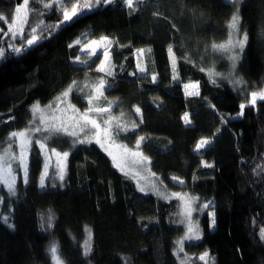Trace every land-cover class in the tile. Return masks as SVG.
Returning a JSON list of instances; mask_svg holds the SVG:
<instances>
[{
	"label": "trees",
	"instance_id": "trees-1",
	"mask_svg": "<svg viewBox=\"0 0 264 264\" xmlns=\"http://www.w3.org/2000/svg\"><path fill=\"white\" fill-rule=\"evenodd\" d=\"M50 2L29 0L25 34L41 20L60 24L58 6L43 8ZM20 3L0 0V23L12 22ZM237 9L240 30L248 34L236 61L245 82L239 89L208 75L213 61L228 55L211 45L228 39ZM262 33L264 0H138L133 8L112 0L70 25L45 29L47 38L26 55L6 51L0 60V149L11 144L18 150L10 134L28 126L33 104H49L73 81L104 78L98 101L112 102L111 111L125 110L128 118L119 139L142 151L169 187L210 203L214 221L205 214L203 237L178 253L184 232L178 199L141 193L97 145L74 147L70 140L64 186L44 187L45 154L34 140L26 180L19 175L13 192L0 188V264H57L53 245L63 264H181L185 255L190 264H204L199 256L205 252L213 264H264V168H257L264 166V101L237 117L240 104L248 105L247 95L264 86ZM101 36L113 41L106 66L111 75L98 71L101 53L80 51ZM2 40L5 47L20 46L19 38ZM188 82H199L198 95L186 94ZM73 100L88 108L79 95ZM140 137L146 139L136 149ZM202 139L211 143L197 150Z\"/></svg>",
	"mask_w": 264,
	"mask_h": 264
},
{
	"label": "snow or ice",
	"instance_id": "snow-or-ice-1",
	"mask_svg": "<svg viewBox=\"0 0 264 264\" xmlns=\"http://www.w3.org/2000/svg\"><path fill=\"white\" fill-rule=\"evenodd\" d=\"M33 2H36V0H33ZM40 2H43V0H40ZM112 0H51L50 3H43V8L45 10H50L54 6H58L57 10L62 14L63 20L60 21V24L58 25H44L43 21L41 20L35 27H31L30 31L25 34L24 32V25L28 22V4L29 0H22V3H20L15 8V17L13 18V23L8 25V31L4 32L2 29H0V60L5 59V52H9L11 55L20 57L23 55H26L30 50H32L35 46H37L42 40L46 39L47 37L43 35V32L47 28H60L61 26L76 22L82 15H84L87 11H91L94 7L101 3H111ZM123 2L129 7L133 8L134 0H123ZM135 2H138V0H135ZM235 3H239V0H235ZM0 19H4V17L0 16ZM240 24H241V18L239 15V10L230 18V21L227 25L229 29V36L226 43L216 44L213 43L211 45L213 51L220 52L221 54H227L234 52L236 50L243 51L245 48L247 42H248V34L246 31L241 32L240 30ZM40 30L41 34L37 35V30ZM52 33H49L51 35ZM264 35V33H262ZM3 36H10V40L14 41L19 38L20 40V46H17L15 43L8 42L7 46L5 47V42L2 40ZM111 43V40L107 36H101L99 40H93L91 41L89 47L91 45H95L97 48L105 47ZM71 47V45H70ZM145 50L138 49L137 53H143ZM147 51H151L148 49ZM169 52V58L173 63V70L175 71V53L173 52L172 45H169L168 47ZM93 54H95V50H93ZM105 60L101 61L100 66L98 67V71L100 72H106L107 75H111L112 73L110 71H107L106 68V62L108 59V53L107 51L104 52ZM229 59L232 61V68L235 69L236 61L239 59L236 55L229 56ZM76 60L79 61L80 57L77 56ZM140 72H144V68H139ZM203 71V69H201ZM208 75L210 77L219 76L220 73H216L212 70H209ZM178 77L174 76L173 79H177ZM153 81H155V76H153ZM215 82V80H213ZM245 83L243 79H235L233 80V84H243ZM106 81L101 78L99 79L95 85H92V89L95 93H98L99 96L103 95V90L105 89ZM184 89L186 90L187 95H198V88H199V82H189L185 83ZM85 87H89L86 85ZM73 89H78L79 91H83V88H79L78 82L73 81L69 87L60 94V96L55 98L56 106L54 107L53 104L46 105L44 107H41L40 104L37 102L33 104L31 112L33 116V120H31L29 123L33 125V127L26 128L22 131H14L10 134V136L15 138H20L21 144V152L19 156L14 155L13 153L9 152L7 149L3 150V154H0V180H2L3 183L7 184L9 190L11 191L13 188V181L10 178L11 173V161L12 160H18L21 165H24V172H25V180L27 178V166L25 164L24 159V150L28 147L29 144H31L33 141L31 139V133L32 132H46L49 135L44 137V140L46 141L51 136L59 135V134H68L76 136L77 133L75 132L76 128H79L80 133H84L86 139L85 140H79V143H85V142H91L87 140V133L90 131L93 135V137L96 140V143L100 144L102 148H105V151L108 149L105 147L103 143H101V133H103V139L108 141L109 143L112 142L113 132L115 131L116 134L119 133V131H127L126 126H121L119 123H116L114 129L110 127L112 125L113 120H117V118L112 117L109 115L108 119H104L102 121H98L94 118V115H103L105 113H110L111 110V104L109 103L108 108H92L88 107L83 112H81L79 109H76L74 105L69 104L68 108L65 109V112L68 110H71L72 115L68 117V120L71 121V123H68L63 116H57L56 112L59 110V105L64 102V100L70 95V93L73 91ZM191 89V91H189ZM99 96H92L91 93H89V104H91L95 99H98ZM258 100L264 101V88L259 89L258 91H252L249 93L248 97V105L240 104L241 112L239 115H243V110L246 106H255ZM45 109H49L50 112H46ZM136 113H140V108L136 107L135 109ZM121 116H123V113H121ZM184 122L186 124L191 123L189 119V114H184ZM37 124L39 126H37ZM103 125V127H102ZM72 128L73 131L69 132V128ZM133 128L138 127V125L133 124ZM146 139V137H140L136 141V145L134 146L136 149L139 148L140 144ZM39 145L41 149L46 148V143L37 140L35 141ZM211 141L209 139H202L200 140L197 145L196 149L199 150L206 145L210 144ZM11 147V144L9 145ZM124 149V154H130L133 157L142 156V153L139 151H134L132 149H129L126 145H121ZM55 155L60 156L61 153H56L55 149L52 150ZM63 157H67L69 153L64 152L62 153ZM109 155H112L111 152H109ZM116 157H113V160L115 161ZM144 160L147 159V157L143 158ZM142 163L143 161H139ZM116 167H120L119 164H116ZM257 168H264V166L258 165ZM153 175H155L153 173ZM60 178L63 179V171H61ZM173 179H179L177 177H173ZM44 184V177H41V185ZM172 197L179 198L182 203V209H183V215L188 220V227H187V233L185 237L181 238V240L177 241V252L183 251V241L186 239H200L199 236V228L198 225H196L194 222L191 221V214L193 211L192 204L195 200L193 197H189L188 194L184 193H172ZM210 205L206 204L203 205V208H207ZM214 216V214H213ZM260 237L262 240H264V229H261ZM57 247L55 245L52 246L51 252L53 256L56 258L57 264H63L60 257L57 255ZM209 256L208 252H205L199 256V259L201 261H205V264H207V258ZM181 264H190V258L185 255L184 259L181 260Z\"/></svg>",
	"mask_w": 264,
	"mask_h": 264
},
{
	"label": "rangeland",
	"instance_id": "rangeland-1",
	"mask_svg": "<svg viewBox=\"0 0 264 264\" xmlns=\"http://www.w3.org/2000/svg\"><path fill=\"white\" fill-rule=\"evenodd\" d=\"M134 2H135V0H134ZM12 23H13V21L9 22L8 24L0 23V29H2L4 32H7L8 31V25L12 24ZM93 40H99V38L89 39L88 41L84 42L81 45V50H80L81 53L82 54H93V50H95V54L101 53L103 56V60H105L104 52L107 51V53H108L107 62H108L109 57H110V48H111L112 43H113L112 39H110L111 43L108 44L106 46V48L105 47L97 48L95 45H91L89 47L91 41H93ZM227 40L224 41L223 43H226ZM239 52H240L239 50H236L234 52L228 53L227 57H224V60L219 61V59H216L215 61H213V64L211 66V70L216 72V73L221 74L219 76L213 77L216 81L225 82V83H228L231 85V84H233V80L239 79L237 76V74H238L237 67L235 66V69H233L232 68V61L229 59V56H231V55L238 56ZM107 62H106V66H107ZM99 79H101V78H96V80L78 81V86H79V88H83V91H79L78 89H73V91L64 100V102L59 105V110L56 112V115L58 117L63 116V118L68 123H71V121L68 120V117H70L72 115L71 110H68L67 112H65V109L68 108L69 104L74 105L75 108L79 109L81 112H83L87 108V107L81 108L73 100V96L76 94L79 95L80 97H82L85 100V102L88 103V105H87L88 107L108 108L109 105H103V104L101 105L100 104V101H98V99L100 98L99 94L95 93L91 87L92 85H95ZM86 85H88L89 87H85ZM233 85L238 89L241 86V84H233ZM263 88H264V86H263ZM64 91H62V92H64ZM189 91H191V89H189ZM255 91H258V90H255ZM89 93H91L92 96H99V98L95 99L91 104H89V98H90ZM60 94H58L56 97L60 96ZM247 97H249V94L247 95ZM55 98L49 103V104H53L54 107L56 106ZM49 104H46V105H49ZM243 104H245V103H243ZM46 105L40 104L41 107H44ZM32 106H31V109H32ZM45 111L50 112L49 109H45ZM121 113H123V116H121ZM109 115L117 118V120L112 121V125L110 126L113 129H114L116 123H119L121 126H126V127L128 126V123H127L128 118H126L125 110H121L120 112H117V113H113V111L110 110V113H105L103 115H94V118L97 119L98 121H102L104 119H108ZM239 116H241V115H237V117H239ZM31 120H33L32 112H31ZM37 126H39V125L37 124ZM30 127H33V125H31L29 123L27 127L23 128L21 130H17V131H22V130H25L26 128H30ZM102 127H103V125H102ZM72 131H73V129L70 127L69 132H72ZM75 132L77 133L76 136L68 135V134H59V135L51 136L46 141L44 140V137L48 136L49 135L48 133L43 132V131L31 133V139L33 142H34V140H36V141L41 140V141L46 143V148L43 149L44 154H45V159H46V168H45L44 173H43L44 175H42V176H44V184H43L44 187L48 186V187L55 188V187H62L65 184L66 176H67L68 160H69V156H70L71 152L73 151L72 147H67L65 145L66 141L70 140L71 143L73 145H75L74 147L90 146V145L95 144L102 151H104L107 155H109V152L112 153V155H109V156L112 159L114 166L116 167V164H119L120 167H116V168L122 174L130 177L136 183V186L141 193L146 194V195H149V194L154 195V196L161 197L164 199L175 198V197L171 196L172 193H181V194L186 193V194H188L189 197L195 198V200L192 204L193 211L191 214V221L194 222L196 225H198L200 239L203 237V228H202V225L200 222L201 218L205 214H208V216L211 218V221H214L213 209H211L210 206L207 208H203V205H206V204L210 205V203L203 202L199 198V196H197L191 192H186L183 190L180 191L178 189H173L172 187H169L161 179L160 175L153 172V170L151 168V164H150V159L145 154H143L142 151L132 149L129 147V145L127 143L121 141L119 139V137L117 136V134L115 133V131L113 132V137H112L111 143H109L108 141L103 139V133H101V143H103L105 145V147L108 149L107 151H105V148H102L100 146V144L96 143V140L90 131L87 133V140H89L91 142H85V143H79L78 142L79 140H85L86 139L85 134L80 133L79 128H76ZM15 139H16V144H17L18 150L17 151L14 150L12 148V146L9 147L10 144H8L5 147H3L2 149H0V154H3L4 149H7L9 152L13 153L14 155L19 156V154L21 152V148H20L21 140H20V138H15ZM33 142L31 144H29L28 147L24 150V159H25V164L27 166V170H28V164H29V158H30V148H31ZM121 145H126L129 149H132L134 151H139L140 153H142V156L133 157L130 154L125 155L124 149L122 147H120ZM53 149H55L56 153H61V155L60 156L55 155V153L52 151ZM64 152L69 153V155L67 157H63L62 153H64ZM113 157H116L115 161L113 160ZM144 157H147V159L144 160L143 159ZM139 161H143V162L140 163ZM61 171H63V179L60 178ZM153 173L155 175H153ZM19 175H21L25 179L24 165H21L18 160H12L11 161V173H10V178L13 181V188L11 190L12 192L16 188V183H17V179L19 178ZM173 181L176 183H183V180H181V179H178V180L173 179ZM2 187L7 189L8 191H10L7 184L3 183L2 180H0V188H2ZM175 199L179 200V205H180L179 221L184 228L183 236L181 237V238H183V237H185V235L187 233L188 220L183 215V209H182V203L183 202L179 198H175ZM181 238H180V240H181ZM200 239H186V240H184L183 241V251H184L185 244L195 242V241H198ZM203 263L205 264V261H203ZM207 264H213V259L210 255L207 258Z\"/></svg>",
	"mask_w": 264,
	"mask_h": 264
}]
</instances>
